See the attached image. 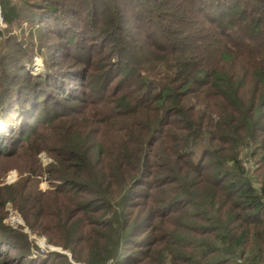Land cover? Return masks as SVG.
<instances>
[{
  "label": "trees",
  "instance_id": "1",
  "mask_svg": "<svg viewBox=\"0 0 264 264\" xmlns=\"http://www.w3.org/2000/svg\"><path fill=\"white\" fill-rule=\"evenodd\" d=\"M0 127V264H264V0H0Z\"/></svg>",
  "mask_w": 264,
  "mask_h": 264
},
{
  "label": "rangeland",
  "instance_id": "2",
  "mask_svg": "<svg viewBox=\"0 0 264 264\" xmlns=\"http://www.w3.org/2000/svg\"><path fill=\"white\" fill-rule=\"evenodd\" d=\"M16 35L17 36L20 35L19 31H16ZM41 52H43V51L41 50ZM32 54L34 55L33 59H32V63L30 66L27 65L26 69L29 71V73L31 75L36 76V75L42 74L44 72L43 62H42V58L40 57L41 54L36 49H34ZM2 129L3 128L0 127V131ZM39 159H40L41 165L43 167H45L50 162L48 155H46L45 153H42L39 156ZM0 176L3 177L2 180L4 183L11 184L17 180L18 173L13 168L5 169V170L2 169L0 171ZM50 188H51V185L47 181H45V178H43L39 184V190L41 192H45V191L49 190ZM6 212H7V217H6L5 222L7 225L11 226L13 229L22 228L23 232L28 233V230L25 227L24 222H23L22 218L20 217V215L17 212H15L9 205H7V207H6ZM29 240L33 242V245L36 246L37 249L41 250V249H46L47 247H49L48 249L53 248L55 250L53 252H57L59 254H62L61 256H63V257L58 258L56 260V262H55V260L50 259L45 264H59L60 262H63L65 264L66 263L77 264V263H74L72 261L69 252L61 250V248L58 246L48 244L46 242L45 237H38L35 235H30ZM11 253L13 254L14 252H11Z\"/></svg>",
  "mask_w": 264,
  "mask_h": 264
},
{
  "label": "built area",
  "instance_id": "3",
  "mask_svg": "<svg viewBox=\"0 0 264 264\" xmlns=\"http://www.w3.org/2000/svg\"><path fill=\"white\" fill-rule=\"evenodd\" d=\"M49 247H47L46 249H41V253H44V254H47V253H49V252H53V251H55L53 248L52 249H48Z\"/></svg>",
  "mask_w": 264,
  "mask_h": 264
}]
</instances>
